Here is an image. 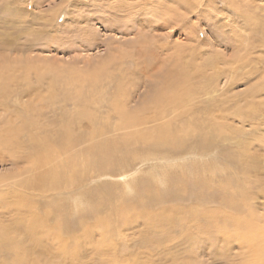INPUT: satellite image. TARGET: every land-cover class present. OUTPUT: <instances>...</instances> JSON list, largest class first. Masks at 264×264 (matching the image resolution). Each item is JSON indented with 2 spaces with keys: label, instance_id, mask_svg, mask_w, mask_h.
I'll use <instances>...</instances> for the list:
<instances>
[{
  "label": "rangeland",
  "instance_id": "obj_1",
  "mask_svg": "<svg viewBox=\"0 0 264 264\" xmlns=\"http://www.w3.org/2000/svg\"><path fill=\"white\" fill-rule=\"evenodd\" d=\"M0 46V73L9 79L4 86L22 90L10 109L33 117L39 127L24 125L22 139L29 134L47 138L55 163L63 165L66 185L81 186L84 198L76 206L66 199L63 220L56 218L58 212L50 216L63 221L60 229L80 237L91 226L96 229L93 222L105 220L108 207L119 204L114 215L121 231L104 242H115L106 253L137 254L141 229L151 231L147 244L158 239L165 243L163 252L180 254L179 262L189 259L187 254L193 263L228 264L211 251L222 237L213 235L214 228L200 232L198 227L206 211L230 212L222 219L235 223L238 213L230 205L238 204L255 216L264 237V0H0ZM164 71L190 77L191 90L184 81L179 88L182 80L171 77L179 89L157 88L165 105L144 113L145 124L124 126L127 117L117 102L128 97L130 112L153 98L154 86L166 81L157 80ZM87 112L90 119L84 120ZM0 114L1 122L8 113ZM211 125L220 134L212 146L196 136L208 133ZM5 129L0 123V141ZM170 133L184 138L180 149L159 143ZM7 150L0 146V153ZM47 153L41 150L42 156ZM115 154L129 165L101 170L98 157ZM20 166L0 163V174L18 173ZM122 172L136 180L135 191H126ZM147 189L154 205L142 204ZM106 195L107 208L99 209ZM163 208L174 225L158 228L153 222ZM91 232L98 238L97 231ZM143 250L147 254L148 248ZM231 250L239 255L245 249L235 244Z\"/></svg>",
  "mask_w": 264,
  "mask_h": 264
},
{
  "label": "bare ground",
  "instance_id": "obj_2",
  "mask_svg": "<svg viewBox=\"0 0 264 264\" xmlns=\"http://www.w3.org/2000/svg\"><path fill=\"white\" fill-rule=\"evenodd\" d=\"M0 47H4V46H0ZM178 68H179V66H178ZM178 74H180V73H178ZM178 74H176L174 72H168V73L165 72L164 74L160 73L157 76L158 79L157 78L156 79L158 81H164L161 79L166 78V81L160 85H157V86L155 85L154 87H156L155 88L156 96H154L151 99H147V101H144L143 104H141L139 107L134 108L136 110L132 109L133 111L129 112L128 109H126L125 106H126V103L128 102V97L123 98V100L121 99L122 101L119 100L117 102V104H120L121 106L116 105L117 110L118 111L120 110L121 113H125L123 115L125 117H127V119H125L124 121H123V118L120 119L121 121H123V123H125L124 126L127 125V127H128L129 125H132V124H134V125L145 124V122L148 120V118H147V116H143L144 113H147L148 110H150V109H156L155 107H161V106L165 105L166 101H164L162 99V96L160 93V92H162V90H159V89L168 90V91L170 88L172 90L176 89V88L179 89V88L183 87V81H184L185 89L191 90V88H192L191 83L192 82L190 83V81H192V79L190 80V77H188L187 75H184V74L178 75ZM1 76H2V78H0L1 79L0 80V110H3L6 112V114L7 113L8 114L6 117H3V119L0 122L1 124H6L4 140L0 141V146H3V147L8 146V150L5 153H0V163L5 164V165L8 163H13L14 165H21V166H20L18 173H10V174L2 173V174H0V264H199V263H193L191 261V259L193 260V258H190L191 256L189 257V255H187V254H185V255L189 259L182 260L179 262L178 260H180V258H179L180 254L170 252V251H169L170 254H166L167 253L166 251H168V250H165L166 253L163 252L162 246H164L165 243L163 245L161 243V241H158V239L154 240L152 242L150 240V244H147V242H148L147 240H149L148 237H151V236H149L151 231H150V233H144V232H141V229L139 232L141 234V239L143 241V244L141 243L139 245L138 248H140V249H139V251H137V254L133 253L132 255H130V253L129 254L126 253L124 255H122V254L114 255V254L106 253L105 248L106 249L114 248L115 242H111V241L113 238L115 240L117 236L115 237L114 235H117L119 233V231H121L120 230L121 227L117 226L118 220L116 219V217L114 215L117 208L120 205L118 204V207H116V208H114V207H112V208L108 207L107 208L105 202H106V200H108V197H107L108 194L106 195L105 198L102 197L105 200L103 202H101L100 204H98L99 209H101L105 206L107 208L106 211L108 212V214L105 216L106 217L105 220L102 219V221L98 220L95 223L93 222V224H95V226H93V227H96V229L92 228V226H91V228L87 229V231H84L82 235L80 233V235H81V236L79 235L80 237H78V235H76V236L72 235V234L69 235L66 232L65 227L60 229L58 224H60V226L61 225L63 226V224H64L62 221L64 213H65V208L63 207L64 202L66 201L67 198H70L71 201L73 202L74 206L78 205L79 202L84 198V196L80 195L81 193H79V189L81 188V186H79V187L77 186L78 188L77 187L71 188V187H69V184L66 185L65 181L63 180V176H64L63 175L64 169L62 168L63 165L57 164L59 162L58 160L55 163L56 157L53 156L54 152H51L49 144L47 142H45L47 140V138H44L42 136H38V134H37L38 137L33 136V135L31 136V134H29L28 136H25L26 139L25 138L22 139V136L25 133L24 132L25 128L23 127L24 125L27 126L29 124V127H33V128H37L38 126L33 124V117L30 116L29 118H24L21 112H16V111H13L10 109L12 106H9V102L11 101V99L13 97H15L17 99V97H19V95H21L19 93H22V90L21 89L19 90L17 88L11 89L7 85L4 86V83L7 82L9 79L6 80L5 75L1 74ZM176 76L179 77L178 79L182 80V83H180V84L177 82L179 88L175 85L176 83H174V81L177 78L176 79L174 78L173 79L174 81L171 78V77H176ZM12 80H14V79L12 78ZM53 84H54V81H53ZM53 84H50L48 86L49 91H50V95H52L54 93L52 91ZM26 87L30 88L29 84ZM27 88L25 91L27 93H29L30 91H28ZM157 88H159V89H157ZM186 90L182 89L181 92L186 91ZM172 92L173 91H171L170 94H172ZM175 92L176 91L174 90V93ZM77 94H78V92H77ZM79 94H81V93H79ZM49 99H50V97H49ZM63 100H64V102H68V97H67V99H63ZM79 103L82 104V102H79ZM83 103L85 104V101ZM86 103H88V102L86 101ZM34 104H36V103H34ZM114 105H115V103H114ZM25 106L26 105H24L23 107H25ZM174 110H176V109H174ZM29 111H31V110H29ZM134 112H135V114L138 113L137 116H135ZM36 113H38V112H36ZM87 114L85 117L84 113H83L82 117L84 116V118H85L84 120H86V118L90 119L89 118L90 114L88 112H87ZM118 115H119V113H118ZM153 116H155V115L153 114ZM0 117H1V114H0ZM75 118H77V117H75ZM160 118H161V115H160ZM80 119L82 121V118H80ZM79 123H81V122L79 121ZM121 123H118V127H119V124H121ZM122 125L123 124H121V126ZM132 127L133 126H130V128H132ZM101 128H102V126H101ZM127 130H131V129L128 128ZM91 131H92V129H91ZM102 131H103V129H102ZM217 131L218 130H216V127L214 125H211V128L208 130V133H206L207 135L199 132L196 134V136L199 137V140L202 141V144H210V146H212L213 144L216 143V141L218 140V138L220 136V134ZM146 132L147 131L145 130V133ZM26 133H27V131H26ZM140 133H142V132H140ZM127 135H129V134H127ZM191 136L194 137V134H191ZM98 137H100V136H98ZM179 137L182 138L181 135H173V133H170L164 137L161 136L158 139V141H159V143L161 142V145L164 147H168V148H172L174 150H178L183 146V141H184V138L181 139ZM143 138H144V136H143ZM2 139H3V135H2ZM40 140H42V143L40 142ZM150 142L155 143L156 141H150ZM109 145H110V143H109ZM204 147H208V145H204ZM42 149H45V151L46 150L48 151L47 155L48 154L49 155L47 157L42 156V154H41ZM203 151H205V150H203ZM99 158L101 159L100 160L101 161V167L103 166L101 168V170H103V171L104 170L108 171L109 169L117 170L118 168H121L123 170V168L124 169L126 168L125 167L126 163H128V159H126L127 161L125 160L126 161L125 162L120 157H117V154H115L111 157L105 158L103 156L102 158L98 157V159ZM68 159L69 158H67V160ZM24 162L26 163V165L22 166V163H24ZM51 163H53V164H51ZM128 165H129V163H128ZM69 169H70V167H69ZM65 171H67V170H65ZM72 172H74V171L72 170ZM124 173L125 172L120 173L119 179L122 181H125L126 191L127 192L135 191L136 188H135V185H133V184H134V181H136V180L134 178L127 179L128 174H127V172H126V174H124ZM23 175H25L24 178L16 180L17 176H23ZM27 175H29V176H27ZM14 178H15V180H13L11 182V180ZM65 178H67V177H65ZM65 180H67V179H65ZM79 181L80 180H78V182ZM5 182H6V185L3 184ZM75 183L73 181L71 184L75 185ZM122 190H123V188H122ZM111 192H113V191H111ZM150 194H152V192H150V190H148L149 196H147L145 198L144 192H143L142 204H145L146 201H149V202L153 201L154 197ZM149 197H150V200H149ZM152 204L154 205V203H152ZM150 206H151V204H150ZM230 206H233L235 211L238 213V217H237V220L235 221V223L232 222L230 224H227V223H224V221H223L224 219H222L223 216H225V215L227 216L230 212L229 213L223 212V214L219 215L213 211L212 212L206 211L207 214L205 213L206 215H204V217L202 219L203 221L199 222L198 229L200 232L209 231V230H211L210 229V227H211V228L215 229V231H213L214 236L217 233V235H216L217 237H222L221 239L220 238L219 239L223 243L222 244L223 246L222 247L219 246V244H221V242L219 241L220 243H218L217 246L212 248L213 249V250H211L213 253L212 255H214L215 258H218L219 260H221V258H223V259L226 258L228 264H264V237H261V235L258 232L259 230L257 231V227L259 224H256L255 219H252V218H255V216L253 217V215H251V214H250V216H247L244 213V211L242 210L243 208L238 204H233ZM140 207H141V205H140ZM150 209H152V207ZM125 210L130 212L131 208H129L128 206L127 207L125 206ZM134 210H135V208H134ZM144 210H147V207ZM144 210L143 211L140 210V211L143 212L144 214H145V212H148V211L144 212ZM229 210H231V209H229ZM188 211H190V210H188ZM57 212L59 213V216H57L56 218L60 217L62 219V220L60 219V221L63 224H61L60 221H57V222L54 221L56 218L53 220V218H52L53 216L51 214L57 213ZM132 212H134V211H132ZM150 212L151 211L149 210V213ZM218 212H220V211H218ZM241 212L243 213L242 215H241ZM134 213H135V215H137L136 212H134ZM159 213H160V215L156 214L157 216H155V217H158V219H155V221L153 222V224L156 227L160 228L162 225V228H163V227H167L169 225H171V226L174 225V222L171 219V215L169 214L168 211H166L163 208V209L159 210ZM122 214L124 215V217H127L128 213L126 214V212H124ZM146 215H149V214H146ZM50 216H52V217L50 218ZM142 217H145V216H142ZM232 217L234 218V216H232ZM232 217H230V218H232ZM256 218H257V216H256ZM234 219H236V218H234ZM195 220H196V217L194 216V221ZM230 220L233 221V219H230ZM139 221H140V219H139ZM134 222L131 223L128 221V223H130L131 225H134ZM141 222H143V221H141ZM119 223H121V222H119ZM136 223L137 222H135V224ZM142 224H140V225H142ZM118 225H120V224H118ZM228 227L230 229V232L226 233L225 229L227 231ZM132 228H134V227H132ZM152 228H153V226H152ZM91 231H97V233H96V235H97L96 237H98V238H96L97 240L94 239V236H93ZM128 231H129V228H128ZM124 232L125 231H123V233ZM108 239L109 240L111 239V241H110L111 243L105 244L104 242ZM168 239H170V238H168ZM170 240H172V239H170ZM235 244L240 245L241 250L245 249L244 254L239 253V255H237L236 252H234V250H231L232 245L234 246ZM151 246L153 247V250L150 249ZM158 247H159V249H158ZM147 248H148L147 254H144L143 252H141V249H144L146 251ZM128 255H130V256L128 257ZM236 256L239 257L238 261H236V259H233ZM182 258H184V257H182Z\"/></svg>",
  "mask_w": 264,
  "mask_h": 264
}]
</instances>
